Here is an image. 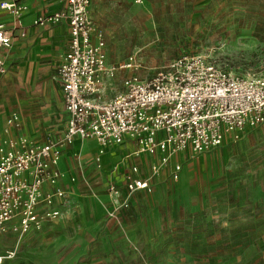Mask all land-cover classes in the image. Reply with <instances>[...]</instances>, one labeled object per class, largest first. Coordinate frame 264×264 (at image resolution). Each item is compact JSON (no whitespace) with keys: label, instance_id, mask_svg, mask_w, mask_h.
<instances>
[{"label":"rangeland","instance_id":"rangeland-1","mask_svg":"<svg viewBox=\"0 0 264 264\" xmlns=\"http://www.w3.org/2000/svg\"><path fill=\"white\" fill-rule=\"evenodd\" d=\"M90 8L106 62H132L104 83L103 99L126 77L148 79L185 53L235 75L264 73V0H101ZM2 85L9 139L52 142L59 155L63 135L41 125L39 96L28 91L19 97L31 94L33 103L10 104ZM25 122L30 130L22 133ZM134 161L150 190L122 185L114 193L112 161L70 157V179L57 182L64 195L40 213L39 226L0 229L2 264H264V123L198 156L184 154L177 179L169 163L156 171L155 157Z\"/></svg>","mask_w":264,"mask_h":264},{"label":"built area","instance_id":"built-area-1","mask_svg":"<svg viewBox=\"0 0 264 264\" xmlns=\"http://www.w3.org/2000/svg\"><path fill=\"white\" fill-rule=\"evenodd\" d=\"M90 3L64 0L63 8L35 20L36 25L68 26V49L56 69L67 115L64 145L74 138L95 140L98 164L105 148L130 140L135 145L132 156L159 154L155 166L159 171L176 156H198L229 136L264 123V73L235 75L197 53L177 56L148 79L126 77L121 91L101 98L104 83L132 62H106L104 37L90 17ZM26 8L16 0L0 1L1 10L16 16ZM16 28L0 23V48H11L17 36H25L24 31L16 34ZM5 70L0 58V75ZM56 158L52 142L28 145L12 138L0 145V229L8 223L24 232L39 226L40 213L53 197L62 198ZM180 170L175 160L171 176L177 179ZM124 178L129 192L150 190L136 166ZM117 188L109 183L110 192ZM3 259L0 256V264Z\"/></svg>","mask_w":264,"mask_h":264},{"label":"crops","instance_id":"crops-1","mask_svg":"<svg viewBox=\"0 0 264 264\" xmlns=\"http://www.w3.org/2000/svg\"><path fill=\"white\" fill-rule=\"evenodd\" d=\"M16 1L18 5L27 7L20 16L0 9V23L8 27L16 26V34L21 31L25 32L24 37L17 36L14 39L11 48H0V58L4 60L6 66L4 74L0 75V80H3L1 88L3 100L9 98L10 104L17 102L21 106L22 103H33L35 98L31 94L29 99L20 98L19 94L27 95L28 91L30 93L35 92L39 96L38 105L35 108L41 113V125L43 128H53L54 126V131L59 135H64L67 115L56 69L68 49V26L65 22L45 25L35 24V20L40 14H52L63 8L64 0ZM100 1L91 0L90 7L91 4L99 3ZM90 7L89 13L93 21ZM11 91L15 94L14 96L9 94ZM8 114L9 111L0 110V145H5L9 141V137L5 132ZM62 114H64V123H62ZM59 120L61 123L56 124ZM26 123L25 128L27 127V129L22 133H27L30 130L29 123ZM115 147L121 149V154L114 151ZM97 149L98 144L95 140H80L79 138H74L71 144L61 148V153L56 158V168L61 175L59 181L66 185L70 179V157L79 155L80 161L85 162L86 159H92L95 162L94 157ZM134 149L135 145L130 140H125L120 145L105 148L104 153L101 155L100 165L103 166L112 161L113 168L109 166L112 168L111 170L117 168L114 175L110 177L109 183H114L118 187L125 186V173L130 171L131 166L137 167L134 160L141 159L144 161V158L148 156L141 155L137 157L130 155ZM150 156L155 157L158 163L159 154ZM182 157L183 155L176 156L169 162L170 166L175 160L179 161ZM138 174L140 175V171Z\"/></svg>","mask_w":264,"mask_h":264},{"label":"bare ground","instance_id":"bare-ground-1","mask_svg":"<svg viewBox=\"0 0 264 264\" xmlns=\"http://www.w3.org/2000/svg\"><path fill=\"white\" fill-rule=\"evenodd\" d=\"M247 129V128H246Z\"/></svg>","mask_w":264,"mask_h":264}]
</instances>
